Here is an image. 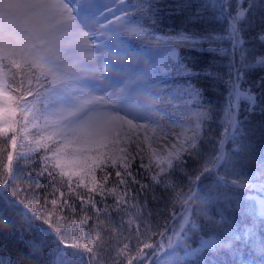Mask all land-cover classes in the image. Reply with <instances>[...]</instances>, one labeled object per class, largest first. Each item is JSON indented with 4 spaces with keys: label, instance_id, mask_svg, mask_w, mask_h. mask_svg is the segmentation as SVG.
I'll return each mask as SVG.
<instances>
[{
    "label": "trees",
    "instance_id": "1",
    "mask_svg": "<svg viewBox=\"0 0 264 264\" xmlns=\"http://www.w3.org/2000/svg\"><path fill=\"white\" fill-rule=\"evenodd\" d=\"M116 13V56L162 50L160 31L174 39L175 110L163 107L158 80L142 126L169 113V135L151 132L150 145L178 144L160 160L132 147L102 154L66 176L52 153L61 140L41 139L30 157L24 139L40 131L15 103L0 136V264H264V0H121ZM51 45L25 27L2 32L8 91L47 92L60 51Z\"/></svg>",
    "mask_w": 264,
    "mask_h": 264
},
{
    "label": "rangeland",
    "instance_id": "2",
    "mask_svg": "<svg viewBox=\"0 0 264 264\" xmlns=\"http://www.w3.org/2000/svg\"><path fill=\"white\" fill-rule=\"evenodd\" d=\"M70 1L73 7L64 0H58L56 2L60 4L59 9L56 2L52 1L54 5L47 0L46 7L35 10L43 15L36 17L32 25L38 32L54 27L49 37L56 40L55 47L63 49L58 55L59 61L52 67L54 82L47 92L38 98L34 92L24 93L19 90L20 86L16 83H10L8 91L0 77V136L10 125L13 126L16 117L14 105L19 103L23 108L21 119L38 124L40 131H33L31 137H35L24 139L26 142L29 140L26 145L28 153L32 151L31 147L40 148L41 139L50 143L55 139L61 140L66 145L59 144L56 148L53 145L51 149L54 148L52 153L61 159L56 164L66 176L70 175L71 170H89L98 161H93V158L102 154L116 153L118 158H124L126 154L122 152L131 147L139 155L142 153L141 156L151 160H160L165 155L172 154L178 140L172 139L169 147L154 149L148 138L153 131L163 129L161 134L167 132L165 119L171 122L173 118L170 114L167 116L161 113V118L153 120L146 128L141 123H145L150 111L152 112L149 107L152 100L147 90L152 82L147 79L156 73L161 79L163 107L166 106L165 101L169 102V111L175 110V98L167 92V87H170L174 93L176 84L173 85L170 75L173 70L180 68L174 39L167 33L157 32L153 42L159 41L172 46H166L160 51H146L138 57L129 56L125 65L118 70L114 65L115 58L108 53L113 45L106 41L115 34L119 25L105 23L107 15L103 12L107 5H115L116 0L108 3L107 0ZM27 2L28 0H0V9L7 8L6 12L0 14V25L13 16H16L20 24L28 23L29 19L34 18L35 11H29ZM13 4L17 10L13 8ZM91 8L96 10L87 14L86 10ZM28 25L31 26L29 23ZM64 27H70L73 31L69 34ZM16 76V79L11 76L10 81L17 82L21 78L19 74ZM172 123L173 121L170 124ZM114 145H118L116 150ZM67 146L71 152L66 150ZM98 147L101 148L95 151ZM39 158L43 161L42 156ZM203 201L209 202L206 199ZM208 219L210 222V217ZM219 220L218 217L215 218L216 222ZM194 251L187 250L181 256H170L169 260L175 263L183 256L192 255Z\"/></svg>",
    "mask_w": 264,
    "mask_h": 264
}]
</instances>
